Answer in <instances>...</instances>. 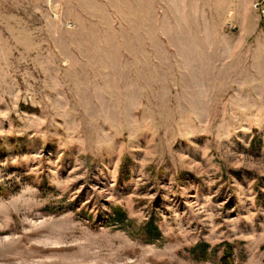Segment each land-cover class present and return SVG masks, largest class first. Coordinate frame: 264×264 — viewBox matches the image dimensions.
Segmentation results:
<instances>
[{
  "label": "rangeland",
  "instance_id": "1",
  "mask_svg": "<svg viewBox=\"0 0 264 264\" xmlns=\"http://www.w3.org/2000/svg\"><path fill=\"white\" fill-rule=\"evenodd\" d=\"M0 188V264H264V0H0Z\"/></svg>",
  "mask_w": 264,
  "mask_h": 264
},
{
  "label": "trees",
  "instance_id": "2",
  "mask_svg": "<svg viewBox=\"0 0 264 264\" xmlns=\"http://www.w3.org/2000/svg\"><path fill=\"white\" fill-rule=\"evenodd\" d=\"M6 189L0 188V194H4ZM110 221L115 223L130 235L136 237H144L147 235L149 239L153 242L159 241L161 237V232L159 227L155 224L152 219L149 223L145 224L144 227L137 229L132 221L127 220L125 213L121 208H115L112 210V216ZM221 251V256L218 257V252ZM193 260L200 262H207L210 260L216 261L217 264H236L235 255H234V246L230 244H222L211 249L208 244L202 243L196 245L194 248L189 250Z\"/></svg>",
  "mask_w": 264,
  "mask_h": 264
}]
</instances>
